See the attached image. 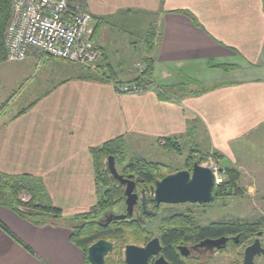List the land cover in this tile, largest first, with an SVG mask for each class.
<instances>
[{
  "label": "crops",
  "instance_id": "1",
  "mask_svg": "<svg viewBox=\"0 0 264 264\" xmlns=\"http://www.w3.org/2000/svg\"><path fill=\"white\" fill-rule=\"evenodd\" d=\"M83 3L99 57L137 51L141 64L151 62L150 79L140 78L145 91L119 94L114 84L85 77L79 65L40 62L32 50L0 71V85L18 88L3 100L14 99L17 112L0 111V175L32 177L46 203L70 218L97 201L92 148L122 137L147 152L174 139L227 162L247 200L264 201V0ZM142 23L148 32L133 45L128 36L139 35ZM136 70L128 67L134 75L119 82L137 78ZM215 71L261 76L211 82ZM0 224L7 230L0 227V264H88L62 221L35 226L0 207Z\"/></svg>",
  "mask_w": 264,
  "mask_h": 264
},
{
  "label": "trees",
  "instance_id": "2",
  "mask_svg": "<svg viewBox=\"0 0 264 264\" xmlns=\"http://www.w3.org/2000/svg\"><path fill=\"white\" fill-rule=\"evenodd\" d=\"M11 2L12 0H0V63L5 59L3 34L10 15ZM154 37L157 39L159 35L155 34ZM146 62V70L142 74L143 81H148L152 73L151 62L149 60ZM102 76V81L105 80L114 84L116 90L120 85L124 84L117 80V75L112 69H109L108 75L102 74ZM85 77H88V75ZM128 83L140 84V79L136 78ZM162 142L163 144L160 146L162 151L176 154L181 153V146L174 139H164ZM90 155L93 163L95 186L97 188V201L89 212L70 218L63 217L60 209L46 203L41 184L32 177L25 175H0V207L15 213L18 217L35 226H44L50 221H62L65 226L71 228V243L83 253L84 260L87 263L88 247L100 239L107 241L110 239H127L134 245H146L152 239L146 226L157 219V216L152 217L143 214L138 217L136 213L134 216L127 217L125 220L111 221L107 225L104 224L102 221L103 216L114 206L123 203L125 200L123 188L108 171L107 158L113 156L115 166H122V175L137 176L140 186L145 193L157 181L172 174L169 167L159 163H151L144 160L127 161L125 141L122 137L107 142L100 147L92 148ZM193 157V155H189L185 161V169H188V171L192 169ZM203 160L204 157L198 163ZM230 173L234 174L232 171H229ZM237 184V181L231 179L230 181L228 180L217 185L213 192L214 197L212 201L235 195L237 192L235 190L238 186ZM23 195L29 196L28 201L24 202L21 199ZM145 200L147 208L158 214L159 207H156L153 198L145 196ZM159 220L160 226L157 237L161 243L162 255L169 264L207 263L206 261H201L199 258L191 262L190 257H182L178 251V246L180 245L198 243L206 239L238 237L237 244L233 241L234 239H231L225 248L233 250L242 245H245V247L250 245L252 240L264 228V220L262 218L249 222H214L203 227L198 226L190 215L175 214L168 218L161 217ZM0 227L3 231L7 232L1 224ZM105 264L113 263L106 258Z\"/></svg>",
  "mask_w": 264,
  "mask_h": 264
},
{
  "label": "rangeland",
  "instance_id": "3",
  "mask_svg": "<svg viewBox=\"0 0 264 264\" xmlns=\"http://www.w3.org/2000/svg\"><path fill=\"white\" fill-rule=\"evenodd\" d=\"M145 24L143 23L141 24L140 34L136 35L137 37L128 36V38H130L131 41L133 42V45H136L140 42L141 38H143V32L144 34L145 32L147 34L148 32L147 30L149 29L150 25H147V23ZM155 34L159 35L157 24L155 28ZM157 40L158 38L156 39V42ZM141 60L143 63V59H141L139 55H137V51L133 52L131 58L112 57L108 53H105L104 56L99 57V51H98V58L94 63L90 64V66L88 67L77 64L79 65L77 67L84 74L88 75L89 78L103 80V76L101 74L103 75L109 74L108 67L111 66L112 69L117 71L118 81L119 80L124 81V80L129 79V77H132L135 74L136 69H137L136 71H138L137 78L140 79L143 77L142 74L146 70V65H147L146 61L148 60L145 59L144 65L141 64ZM105 62H108L109 64H105ZM15 66H17V64L6 63L4 59V61L0 63V71L11 69L12 67H15ZM128 67L131 68V70H133V73H134L133 75H127L126 69ZM213 73H215V75L209 76V78L212 80L211 82L219 81V78H222V77H223L222 79H224L225 81V79L239 80V79H243V78L253 76V75L261 76V74L256 71H253L252 73L246 72L245 74L242 72H231L227 74L226 76H223L225 74L222 71H215ZM135 79L136 78L132 80H135ZM128 82L129 81L124 82V84H127ZM204 83L206 84V81ZM15 85L13 83H6L5 87H3L2 84L0 85V111L2 112L1 114L4 113L7 117L17 112V103L14 102V99L9 103V105L7 104L8 106L5 104L6 102L4 103L3 101L4 98L7 100L8 93H10V95L17 94L18 88H17V85L16 87ZM162 144L163 142L161 143V145ZM135 145L136 144H134L133 141L129 142L128 144H126L125 142V151H126V157H127L126 159L129 162H133L135 160H144L146 162L159 163V164L169 167L172 174H174L178 171H188V169H185V161L189 155H193L194 156L193 163H198V161L202 157H204V160L198 164L210 169L211 171L215 173L216 186L228 180L230 181L231 179L237 181L239 177L238 174L233 169L227 168L228 167L227 162H224L222 165L219 159L213 153L211 152L207 153L208 150H205V149L203 151L197 150L196 147L193 146L192 144L188 146L187 145L184 146L181 144L180 154L168 153V152H164L159 149H156V151L139 152L138 147ZM116 169L119 174H122L121 173L122 166L116 165ZM229 171H232L234 174H231V173L229 174ZM188 172H191V170ZM237 185L238 186L235 188V190H237L235 195L231 197H223V198L216 199L206 205H193V204H180V205H164L163 204V205H160L158 214H157V219L154 220L152 223L148 224L146 228L148 229L151 237H157L158 228L160 226L159 219L161 217L168 218L175 214L190 215L193 218L194 222L198 226H202V227L207 226L214 222H221V221L222 222L224 221L225 222L226 221L227 222H234V221L249 222V221H254L260 218L264 220V215L262 216V214H264V201L260 202L258 200H255V201L247 200L243 185L239 183ZM136 193L140 197V188L136 190ZM145 196L153 198V192L151 188L150 190H148V192L145 193ZM21 199L24 202H26L28 201L29 196L23 195ZM106 214H110L113 216L125 214L124 202L120 203L119 205L114 206ZM262 232L263 234L260 237V243H261V247L264 249V228ZM108 241L112 243L113 250L106 257L107 260L111 261L113 264H125L124 263V248L127 245H134V244H132V242L128 241L127 239H124V240L110 239ZM134 246L143 247L145 245H134ZM245 248H246L245 245H242L237 248H234L233 250L225 249L222 251L215 252L213 255H207L210 257L204 256L202 259L197 257V255H191L190 261L192 262V260L199 258L201 261H204V262L206 261L207 262L206 264H242L243 252ZM254 263L264 264V255L256 257L254 259Z\"/></svg>",
  "mask_w": 264,
  "mask_h": 264
},
{
  "label": "built area",
  "instance_id": "4",
  "mask_svg": "<svg viewBox=\"0 0 264 264\" xmlns=\"http://www.w3.org/2000/svg\"><path fill=\"white\" fill-rule=\"evenodd\" d=\"M91 22L83 0H12L3 36L5 62H23L35 50L40 62L49 57L88 67L98 58ZM144 91L138 83L117 89L119 94Z\"/></svg>",
  "mask_w": 264,
  "mask_h": 264
},
{
  "label": "water",
  "instance_id": "5",
  "mask_svg": "<svg viewBox=\"0 0 264 264\" xmlns=\"http://www.w3.org/2000/svg\"><path fill=\"white\" fill-rule=\"evenodd\" d=\"M107 168L111 176L123 188L125 214L109 215L105 218L104 224L107 225L111 221H122L127 217H131L138 203L140 211L137 212L138 217L141 214L155 217L157 213L147 208L145 200V191H140V197L136 193L137 183L133 175L124 176L117 172L115 160L113 156L107 158ZM216 186V178L214 173L198 163L192 164L191 172L178 171L174 174L167 175L163 179L157 181L151 190L153 192V201L158 207L160 205H206L212 202L213 192ZM262 232L257 234L252 244L247 246L243 252L242 264H255L254 259L264 255V249L261 247L260 237ZM228 239L225 237L218 239H206L191 247L179 246L178 250L183 257H188L191 252H197L202 248L204 252L210 254L224 250ZM234 242L238 243V237H234ZM113 250V245L107 240L100 239L90 245L87 249V261L89 264H105V258ZM161 245L158 238L150 240L145 246L138 247L127 245L124 248L125 264H148L152 257H156L153 264H169L164 256L161 255Z\"/></svg>",
  "mask_w": 264,
  "mask_h": 264
},
{
  "label": "flooded vegetation",
  "instance_id": "6",
  "mask_svg": "<svg viewBox=\"0 0 264 264\" xmlns=\"http://www.w3.org/2000/svg\"><path fill=\"white\" fill-rule=\"evenodd\" d=\"M124 176H128V175H124ZM134 176V180L136 181V183L138 184V186L136 187V190H138V188H140V191L141 190H143L141 187H140V183H139V181H138V177L137 176H135V175H133ZM139 204L140 203H138L137 204V206L135 207V209H134V213H133V215H135L136 213H137V211H140V206H139ZM157 207V206H156ZM158 207H160V206H158ZM150 211H152L151 209H149ZM153 212V211H152ZM110 214H105L104 216H103V219H102V221L104 222L105 221V218L106 217H108ZM132 215V216H133ZM157 216V215H156ZM154 238H158V237H152V239H154ZM151 239V240H152ZM228 239V241H227V245H228V243H229V240H233L234 239V237H231V238H227ZM158 240H159V238H158ZM150 241V240H149ZM234 241V240H233ZM159 242H160V240H159ZM148 243V242H147ZM146 243V244H147ZM198 243H200V242H198ZM198 243H187V244H185V245H180V246H186V247H191V246H193V245H196V244H198ZM160 245H161V243H160ZM226 245V246H227ZM179 247V246H178ZM162 248V247H161ZM179 251V250H178ZM222 251V250H221ZM180 253V252H179ZM215 253V252H214ZM214 253H212V254H210L209 252H204V250L202 249V248H199V250L197 251V252H191V254L188 256V257H191V255H197V257H199V258H203L204 256H207V255H213ZM161 255H162V250H161ZM181 255V254H180ZM163 256V255H162ZM183 257V256H182ZM207 257H210V256H207ZM185 258H187V257H185ZM155 259H156V257H152L150 260H149V263L148 264H153V262L155 261ZM166 260V259H165ZM167 261V260H166ZM168 262V261H167ZM169 263V262H168Z\"/></svg>",
  "mask_w": 264,
  "mask_h": 264
}]
</instances>
